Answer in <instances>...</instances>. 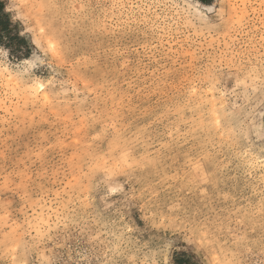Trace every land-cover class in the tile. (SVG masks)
I'll use <instances>...</instances> for the list:
<instances>
[{"label": "rangeland", "instance_id": "374dc122", "mask_svg": "<svg viewBox=\"0 0 264 264\" xmlns=\"http://www.w3.org/2000/svg\"><path fill=\"white\" fill-rule=\"evenodd\" d=\"M0 2V264H264V0Z\"/></svg>", "mask_w": 264, "mask_h": 264}, {"label": "trees", "instance_id": "16d2710c", "mask_svg": "<svg viewBox=\"0 0 264 264\" xmlns=\"http://www.w3.org/2000/svg\"><path fill=\"white\" fill-rule=\"evenodd\" d=\"M4 6L3 3L0 2V10H3ZM4 16V15H3ZM5 23L2 25V23H0V26L2 29H6L7 25H8V19H6V17H4Z\"/></svg>", "mask_w": 264, "mask_h": 264}]
</instances>
